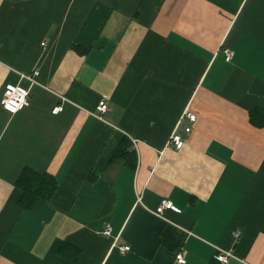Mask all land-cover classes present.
<instances>
[{
	"label": "crops",
	"instance_id": "crops-1",
	"mask_svg": "<svg viewBox=\"0 0 264 264\" xmlns=\"http://www.w3.org/2000/svg\"><path fill=\"white\" fill-rule=\"evenodd\" d=\"M9 83L29 97L0 105V264H264V0H0ZM25 167L58 184L31 209Z\"/></svg>",
	"mask_w": 264,
	"mask_h": 264
},
{
	"label": "built area",
	"instance_id": "built-area-1",
	"mask_svg": "<svg viewBox=\"0 0 264 264\" xmlns=\"http://www.w3.org/2000/svg\"><path fill=\"white\" fill-rule=\"evenodd\" d=\"M232 50L225 49L224 54L226 59H230L232 56ZM37 72L33 76H26V78L31 83H37L36 80ZM28 97H29V91L27 88L18 85V84H5L2 93L0 96V105L3 108L4 111H6L9 114H15L18 111L22 110L27 104H28ZM108 105L107 102L104 99H101L96 107L97 112L102 113L105 110H107ZM62 109L61 106H55L52 110V112H57ZM189 122H193L195 120V115L192 113H187L184 116ZM186 132L190 131V126H186L184 128ZM170 144L174 146L175 148H181L184 144V141L180 134L177 132H173L170 137ZM140 200V198H138ZM175 209L174 206H172L167 200H161L159 205L154 210V214L164 218L163 212L165 209ZM101 234L105 236L111 235V228L108 224L103 228ZM234 236L237 237L238 233L234 232ZM130 250V246L128 245H122L118 246V251L121 254H125ZM175 262L177 264H185L186 259L183 251H178L175 253ZM215 259L219 261L221 264H226L230 257H233V254L230 250H223L220 248H216V253L214 255Z\"/></svg>",
	"mask_w": 264,
	"mask_h": 264
},
{
	"label": "trees",
	"instance_id": "trees-1",
	"mask_svg": "<svg viewBox=\"0 0 264 264\" xmlns=\"http://www.w3.org/2000/svg\"><path fill=\"white\" fill-rule=\"evenodd\" d=\"M128 144V141L123 140L114 153L113 158L131 155V152L128 151ZM15 184L21 191L18 203L24 209H31L38 202L50 201L58 186L57 181L52 175L39 173L27 167L21 170ZM167 231L168 229L162 232V242L171 249H177L179 241L173 242L174 235L173 237L167 236L171 235L170 233L167 234Z\"/></svg>",
	"mask_w": 264,
	"mask_h": 264
}]
</instances>
